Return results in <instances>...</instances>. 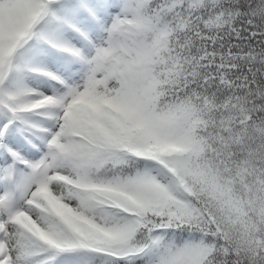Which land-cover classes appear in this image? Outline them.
I'll return each mask as SVG.
<instances>
[{"label": "snow or ice", "instance_id": "6c2138e0", "mask_svg": "<svg viewBox=\"0 0 264 264\" xmlns=\"http://www.w3.org/2000/svg\"><path fill=\"white\" fill-rule=\"evenodd\" d=\"M0 264H264V0H0Z\"/></svg>", "mask_w": 264, "mask_h": 264}]
</instances>
